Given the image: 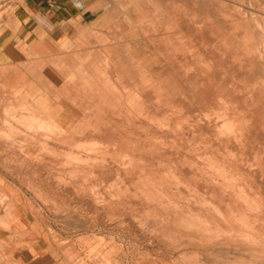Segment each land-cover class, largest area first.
Returning a JSON list of instances; mask_svg holds the SVG:
<instances>
[{
    "label": "crops",
    "instance_id": "1",
    "mask_svg": "<svg viewBox=\"0 0 264 264\" xmlns=\"http://www.w3.org/2000/svg\"><path fill=\"white\" fill-rule=\"evenodd\" d=\"M200 9V0H0V100L35 108L0 111V264H99L105 253L110 264L120 261L119 235L102 229L99 207L125 215L133 200L98 204L53 176L66 174V153L80 155L65 143L129 151L125 143L135 141L145 150L144 117L132 114L127 93L139 95L141 109L142 75L175 87L184 62L170 57L193 39L185 26L167 27L200 18ZM46 146L59 157L44 154ZM111 172L92 175L107 183ZM72 207L87 215L70 217ZM244 247L219 259L251 261L254 249Z\"/></svg>",
    "mask_w": 264,
    "mask_h": 264
},
{
    "label": "rangeland",
    "instance_id": "2",
    "mask_svg": "<svg viewBox=\"0 0 264 264\" xmlns=\"http://www.w3.org/2000/svg\"><path fill=\"white\" fill-rule=\"evenodd\" d=\"M200 1L217 6L219 11L217 17L219 36L217 39L212 35L213 41L209 40L208 48L205 47L206 49L203 50L204 47L198 38L196 29L202 24L201 18H204L202 21L207 20L205 22L207 27L212 25L213 20L210 23L208 19L211 20L210 16L214 15H211L209 10L200 9L202 15L200 18H197L199 14H195L197 17L191 18V21H181L174 26L171 23L172 25L167 29L173 30L174 27L178 30L185 26L188 28L186 34L193 39L191 45L188 40L189 46L185 50H181V57L178 58L177 55L170 57L173 61L178 59L184 62L180 63L181 65L175 70L177 73L172 75L175 88H171L173 85L165 77L156 81L151 76L142 75L140 95L142 103H146V105H143L141 109L140 105L134 103L136 99L140 100L139 95L132 91L131 94L127 93V106L131 108L132 114L144 117L143 144L145 150L137 148L135 141L125 143L126 149L129 151H123L121 148L116 149L115 146L112 147L111 144L102 142L97 144L73 143L75 145L71 144L67 147H72V151H79L80 155L73 152L66 153L65 161L62 163L63 166L66 165V174L63 177L62 173L56 172L59 174L55 173L53 176L55 180H58L57 182L72 185L75 193L84 194L98 204L108 199L143 201L142 205L127 204L125 215H119L115 211L117 214L115 213L116 216H114V211H109L108 207L103 205L99 207V213L103 218L102 229L119 235L117 241L121 246L119 247L120 261L114 264H258L257 262L264 260V236L260 237L261 234L264 235V221H254L248 213L256 205L264 210V140L260 142L261 140L257 138L251 141L249 138V144L254 147L249 152L247 151V156L241 159L232 139L227 143V146L230 147V154L232 158H235L236 163L231 161L230 165L214 158L217 156L223 158V155L227 157V153L223 150L212 151V148L216 147L212 130H203L198 136H187L189 135L187 132L201 121V113H203V117L205 113L206 118L216 119L220 122L219 124H222L226 120L225 117L231 113V104L232 107H244L245 101L251 102L254 98L263 99L264 96L259 95H264V51H262L264 50V0ZM251 1H254L253 4ZM227 12L233 15V19L247 22L250 29L253 30L254 35L246 38V42L241 36V30L234 32L236 39L233 38V40L240 44H249V48L253 50L250 54L256 56L258 60L256 64L246 63L243 53L228 54L225 52L228 35L231 34L230 28L228 30L227 27L229 24L225 21L227 18L224 13ZM0 15H2L1 12ZM205 40L207 42L208 39ZM261 42L262 44H260ZM210 44L218 46L212 48ZM213 50L214 58L207 55ZM199 51H205L207 54L200 59L196 57V52ZM200 66L205 70L201 69V71L202 67ZM209 67L212 68L211 72L207 69ZM206 69L208 73H206ZM203 71L209 75L219 74L215 81L220 79L219 81L225 84V90L234 93L231 103L226 99L225 94L219 95L212 99L213 104L204 107L203 110H199L200 113H197L199 111L196 110L197 106H195V100H192L190 95L192 92L189 91L190 87L188 86H191L192 83L190 79L197 76H199L197 78L203 77L201 74H205ZM195 79L193 83L196 81L201 84L205 81L200 82L202 78ZM166 85L167 89L163 88ZM180 101H183L184 104H177ZM7 103L6 100H0V105L2 104L0 111L35 109L31 104L23 102L16 104L15 107L7 108ZM164 116L170 117L176 126V130L172 129L171 135L161 138L145 131V128L150 126L155 129L156 124L164 119ZM205 117L201 122L205 121ZM161 123L160 121L159 124ZM259 126L260 129L264 128V123H260ZM0 134L2 137L4 136L2 132ZM220 146L224 147V145ZM46 149L48 150L47 146L41 148V151H44V154L53 152L51 156L59 157V154L50 148V152L46 151L45 153ZM172 149L181 151L180 153H168L169 155L163 154V152H170ZM128 153L132 154L128 155ZM86 154L98 156L89 158L84 156ZM101 165L102 167H100ZM85 166L93 167L95 170L98 166L101 169L103 166L111 167L112 174L109 181L103 183L101 179L95 180L96 177H93L89 172L95 170H90V167H87V171ZM82 167L84 169H81ZM189 167L194 168V172H191ZM182 169L188 170L187 175L182 179L183 182L175 185L176 188L168 186L177 182L176 173ZM252 174L257 181L251 179ZM144 176H147L146 179ZM156 181L170 183L164 189L172 188L174 192L162 194L160 186H153ZM92 183L95 184L87 186ZM248 186L250 187L248 188ZM255 189H259V192ZM217 192H224L225 196H228L229 193L232 195H229L231 198L227 197L222 200L214 194ZM144 202H148V204H144ZM188 202H191L193 208L198 211H186L181 213L180 217H175L174 213ZM242 206L248 208L246 212L242 210ZM111 208L115 209L114 206ZM84 209L87 210V208L79 210V208L72 207L68 209L69 215L70 217H73L74 214V217L77 214L87 215L84 213ZM88 225L93 226L90 223L85 224V226ZM245 243L246 246L254 249L253 253L251 251L249 254L252 255L251 261H246L245 257L243 259L239 256L231 259L230 262L219 259L229 256V254L240 253L242 249H245ZM260 243L263 246L262 253L255 249L256 245L261 246ZM109 256L106 253L100 256L99 264H110ZM215 256L219 259L216 263L209 261V257Z\"/></svg>",
    "mask_w": 264,
    "mask_h": 264
},
{
    "label": "bare ground",
    "instance_id": "3",
    "mask_svg": "<svg viewBox=\"0 0 264 264\" xmlns=\"http://www.w3.org/2000/svg\"><path fill=\"white\" fill-rule=\"evenodd\" d=\"M251 2L253 4L254 1H251ZM201 9H205L206 11L209 10L211 12L210 14L211 15H214L212 17L210 16L211 20L208 19V22H210V21L213 20L212 21V25H210L209 27H207L205 25L206 24L205 22L207 20L206 21L205 20L202 21V19H204V18H201V23L202 24L198 26V28L201 29V32H202V45L204 47L203 50H205L209 46L208 45V41L209 40L210 41H213L212 35L216 39L219 36V34H218L219 31H218V28H217V23H218L217 17H218V12L219 11L217 10V6L216 5H212V3L209 4V3H206L204 1H201ZM202 12H203V10H202ZM212 12H213V14H212ZM228 12L227 13H224V14H226V18L227 19L225 21L227 22V24H229L227 27H228V30L230 28L231 34L228 35L227 44L225 45V48H227V49H225V52L228 53V54H230V53L231 54H233V53L234 54H236V53H243L244 54L243 59H244V61L246 63L248 62V64H250V65L256 64L258 62V60H257L256 56L250 54V52H252L253 50L251 48H249V44H245V43L244 44L243 43L240 44V42L237 43V42H235V40H233V38H235L234 32L235 31H238V30H241L240 31L241 32V36H243V38H244V40L246 42V38L254 35L253 34V30L250 29V27L248 26L247 22L245 23L244 21H241V20L239 21L238 19H236V20L233 19L232 18L233 15L232 14H229ZM208 17H209V15H208ZM205 19H207V18H205ZM234 22H236V23H234ZM231 37H232V39H231ZM205 39H208L207 42H206ZM260 44H262V42ZM210 46H212V48H217L218 45H215V44L211 45L210 44ZM210 49H211V47H210ZM262 51H264V50H262ZM206 54L207 53L205 51H202V58L205 57ZM207 55H209L212 58H214V50H213V52H208ZM200 67H202V66H200ZM201 69L202 70H205V69H203V67L200 68V70ZM207 69L210 70V72L212 70V68H210V67L207 68ZM207 69H206V73H208L207 72ZM200 70H197V71H200ZM213 72H214V70H213ZM199 73H197V74H199ZM206 73L205 74L201 73L202 76H203V77H201L202 79L201 78H197L199 76L195 77L196 79H201L202 81H200V82H203V80H205L201 84H199L198 82L196 83V81H194V83H193V80L195 78L194 79L188 78V79L192 80V81L189 80L192 83L191 84L189 83L191 86H188V87L191 88V90L189 88V91L192 92V93H190V95L193 98L192 100H195L194 103L196 104L195 106H197L196 107V110L197 111H199V110L201 111V110L204 109V107L213 104L214 102L212 101V99L216 98L219 95L220 96H223V94H225L226 95V99H228V101L230 103L234 99V93H233V91H227V90H225V88H224L225 84L222 81H219L220 79L218 81H215L217 79V77L219 76V74L214 73L213 75H209V74H206ZM192 76H193V74H192ZM163 88H166V87H163ZM171 88L173 89L175 87H171ZM259 96H264V95H259ZM245 103H246V105L244 107H242V106L232 107V104H231L230 105V112L231 113H230L229 116H226L225 117L226 120L223 121L222 124H219L220 122H218L216 119L214 120L213 118H209V117L206 118L205 117V113H204L205 121L201 122L202 121V118H204L203 117V113H201L202 114V117H201V119L199 118L201 121L199 122V124L197 126H195L189 132H187V134H189L187 136H198V134L201 133L203 130H205V131L212 130L213 133H214L215 145H216V147H214V149L212 148V151L216 152V151L223 150V151H225L227 153V157L223 155V158H221V157H218L216 155L217 157H214V158H217L219 161L221 160V162L222 161L223 162H227L230 165H231V161L234 162V163H236L235 162V158H232V155L230 154L231 153L230 152V147L227 146L228 145L227 143H229L233 139V145H236V150L239 151V153H238L239 154V158L243 159L245 156H247V151L249 152V150H251L254 147V145L249 144V142H248L249 138H251V141L252 140H256L257 138H259L261 140L260 142H262L264 140V128L261 127V129H260V126L261 125L259 126L260 123L261 124L264 123V97H263V99H261V98L255 99L254 98L253 100H251V102H246L245 101ZM140 104H141V107H143V105L144 106L146 105V103H140ZM177 104L181 105V104H184V103H183V101H180V102H177ZM224 105H225V102H224ZM200 111L197 112V113H200ZM160 121L162 122L161 124H159ZM160 121H159L158 124H156L157 127L155 129L153 128V126H150L149 128L146 127L145 128V131H147L150 134H153L154 136L164 138V136L171 135V133L173 131L172 129L176 130L175 129L176 126H175L174 123H172L170 117H167L166 118L164 116V119H161ZM258 126H259V128H258ZM144 127L145 126H143V130H144ZM150 129H152V130L150 131ZM250 132H252V133H250ZM148 133H147V135H148ZM248 134H249V136H248ZM184 135H186V133H184ZM68 145H71V144H67L66 147ZM72 145H75V144H72ZM220 145H224V147H221ZM69 149L72 150V147L71 148L69 147ZM46 151L50 152L49 149L48 150L46 149L45 150V153H46ZM180 151L181 150L172 149L170 152H168V151L163 152V154L180 153ZM51 153H53V152H51ZM51 153H47V154L51 155ZM98 165H100V164L98 163ZM64 166H66V165H64ZM90 166H87V167H90ZM87 167H86V170H87ZM100 167H102V165ZM81 169H84V168L82 167ZM93 169H94L93 167H90V170H93ZM103 169H104V166H103ZM188 169L191 172H194V168L189 167ZM187 171L182 169V170L178 171V173L175 172L176 173V177H177V182L176 183H171V184L170 183H158V181H156V183L155 182L153 183V186H160V191H161L162 194H165L166 192L167 193L168 192H174L172 188H168L167 187L166 189H164V187H166L168 184H170L168 186L175 187V185H178V184H180V182H183L182 179H183L184 176L187 175ZM81 172H82V170H81ZM89 172L92 173L93 171L92 172L89 171ZM89 172H87V173H89ZM58 174L56 173V175H58ZM75 174H78V173L75 172ZM144 177L146 179L147 176H144ZM254 177L255 176H253V174H252V178L251 179L257 181V179L254 178ZM249 187L250 186H248V188ZM258 187H259V184H258ZM255 191L259 192V189H255ZM214 194L216 196L220 197V199L222 198V200L223 199H226L227 197L231 198L229 195H232L231 193H229L228 196H225L224 195V192H219V193L217 192V193H214ZM142 195H144V194H142ZM141 203H143V201L142 200H138V199L137 200L135 199L134 201H132V205L133 204L134 205H136V204H139L140 205ZM144 204H148V202H146V203L144 202ZM241 208H243L242 210L244 212H246V209H248L247 207L245 208V206H242ZM186 211L187 212H189V211H193L194 212V211H198V210H196V208H193V205H192L191 202L190 203L188 202V203L184 204L183 206H181V209L177 210L174 213L175 214V217L181 215V213H184ZM248 213H250L249 214L250 215V218H252L254 221H257V220H262V222L264 221V210H262V208L259 205L254 206L251 209V211H248ZM191 215H193V214H191ZM263 236L264 235L261 234L260 237L263 238Z\"/></svg>",
    "mask_w": 264,
    "mask_h": 264
}]
</instances>
